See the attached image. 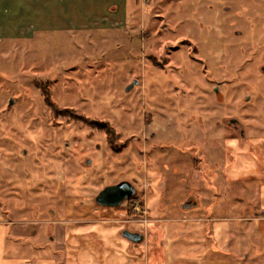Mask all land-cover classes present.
<instances>
[{"label":"rangeland","instance_id":"374dc122","mask_svg":"<svg viewBox=\"0 0 264 264\" xmlns=\"http://www.w3.org/2000/svg\"><path fill=\"white\" fill-rule=\"evenodd\" d=\"M126 11V26L123 15L105 19L114 30L99 21L72 32L50 19L44 26L39 0H0L6 255L36 264H264V251L247 246L258 222L245 218L264 209V0H127ZM233 117L244 136L225 125ZM124 180L137 188L131 202L96 203ZM196 197L201 205L185 208ZM194 215L206 217L201 231L181 234ZM223 225L236 234L230 250L213 242Z\"/></svg>","mask_w":264,"mask_h":264},{"label":"crops","instance_id":"0c3cea01","mask_svg":"<svg viewBox=\"0 0 264 264\" xmlns=\"http://www.w3.org/2000/svg\"><path fill=\"white\" fill-rule=\"evenodd\" d=\"M47 1L48 0H39V10L42 11L41 15L39 14V20L42 21L44 26L48 25L46 20L50 19L52 22L49 24H54L58 27L60 26V28L69 27L68 30L72 32L90 31L95 27V25L96 27L100 26L97 25V23L101 21L104 25L99 30H114V25H111V22L107 23V20L105 19L108 18L109 21L114 22V20H122L124 15L125 19H123L121 23L124 22L125 26L126 20L128 19L126 11L127 0ZM57 20H59V22L56 23ZM200 205L201 201L196 197L195 203L192 205V207H199ZM188 209L186 211L187 213L189 211ZM245 218H248L250 222H258L257 229H255V227H251L249 228V231L247 230V233L255 234L256 238L254 242L247 245L249 246L248 248L252 252L257 251L258 249L261 252L264 251V209L257 211L254 215H248ZM205 219L206 217L203 215L188 216L185 222L190 223L195 221L197 224L195 223L194 225H191L190 228H185L183 231L181 230L180 233L186 234V232L189 231L191 233L197 234L199 231H201V228H203V221H205ZM199 225H201V228ZM212 233L213 242L215 245H218V247L221 245L222 249L230 250L236 246V234L235 231L230 228V226L223 225L222 227H215ZM204 240L205 239L203 238L202 241ZM254 259H256V256H254Z\"/></svg>","mask_w":264,"mask_h":264},{"label":"water","instance_id":"95a60500","mask_svg":"<svg viewBox=\"0 0 264 264\" xmlns=\"http://www.w3.org/2000/svg\"><path fill=\"white\" fill-rule=\"evenodd\" d=\"M139 83V80H135L127 87V91H131ZM136 194L137 188L134 183L124 180L102 189L96 197V202L99 206L116 208L120 207L126 200L130 199ZM124 236L133 243H142L145 240V235L137 231L125 230Z\"/></svg>","mask_w":264,"mask_h":264},{"label":"flooded vegetation","instance_id":"af4514ba","mask_svg":"<svg viewBox=\"0 0 264 264\" xmlns=\"http://www.w3.org/2000/svg\"><path fill=\"white\" fill-rule=\"evenodd\" d=\"M262 71H264L263 70V68H262ZM248 99H249V97H248ZM225 123V125H228L230 128H232L233 130H235V131H239V129L241 130L240 131V136H244L246 133H245V130H244V128L242 127V123H241V121L239 120V119H237V118H235V117H233V118H231V119H229V120H227V121H225L224 122ZM242 128V129H241ZM261 195H262V190H261ZM133 198H134V196L133 197H131L130 199H128V200H126L125 202H131L132 200H133ZM124 202V203H125ZM97 203V202H96ZM123 203V204H124ZM195 203V201H193L192 199H189L185 204H184V206H185V208L186 207H188V206H192L193 204ZM122 204V205H123ZM121 205V206H122ZM7 231V230H6ZM124 231L125 230H123L122 231V235L124 236ZM12 231H7L6 232V237L8 238V236H11L12 235ZM13 234H15V232L13 233ZM37 234V235H36ZM39 235V228L38 229H36L32 234H30L29 235V237L30 238H32V237H34V236H38ZM125 237V236H124ZM127 238V237H126ZM50 239L51 240H53L54 239V237L53 236H50ZM128 239V238H127ZM131 241V240H130ZM6 248V241L5 242H2L1 241V237H0V259H3V258H5V262L4 263H2V264H12V261H13V259H15V260H17V262L15 263V264H36L35 262H33V261H31V260H27L26 259V261L24 260L25 259V257L23 258V257H12V256H7L6 255V252H5V249ZM34 248H39V243H36V244H34ZM7 257V258H6ZM11 257V258H10ZM13 258V259H12ZM20 258V259H19ZM24 261V262H23Z\"/></svg>","mask_w":264,"mask_h":264},{"label":"trees","instance_id":"16d2710c","mask_svg":"<svg viewBox=\"0 0 264 264\" xmlns=\"http://www.w3.org/2000/svg\"><path fill=\"white\" fill-rule=\"evenodd\" d=\"M52 104H53V103H52ZM52 104H51V105H52ZM107 129H109V128L107 127ZM108 132H109V136H110V137L115 138V134H116V132L113 131V129H112L111 131L108 130ZM132 211H133V209H132ZM133 212H134V211H133ZM133 212H132V213H133ZM134 213H135V212H134Z\"/></svg>","mask_w":264,"mask_h":264}]
</instances>
